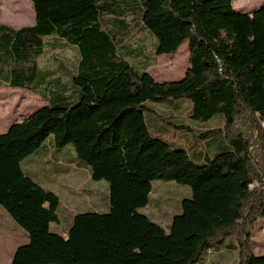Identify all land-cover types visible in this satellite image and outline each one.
<instances>
[{
  "label": "trees",
  "instance_id": "obj_1",
  "mask_svg": "<svg viewBox=\"0 0 264 264\" xmlns=\"http://www.w3.org/2000/svg\"><path fill=\"white\" fill-rule=\"evenodd\" d=\"M234 1L30 0L33 26L0 24V90L46 102L0 134V207L28 239L11 264H206L237 246V264H264L249 248L264 219V0L251 13ZM248 1L242 9L253 8ZM134 29L154 38L157 56L187 43L184 76L157 82L132 65ZM66 47L79 59L64 84L39 59ZM185 100L194 121L221 117V129L198 136L222 133L228 147L196 159L151 134L149 103L174 110ZM48 140L71 147L91 180L108 186V212L74 215L66 237L49 230L59 197L22 169ZM155 180L190 189L168 231L140 212Z\"/></svg>",
  "mask_w": 264,
  "mask_h": 264
},
{
  "label": "rangeland",
  "instance_id": "obj_2",
  "mask_svg": "<svg viewBox=\"0 0 264 264\" xmlns=\"http://www.w3.org/2000/svg\"><path fill=\"white\" fill-rule=\"evenodd\" d=\"M244 1L237 0L236 3L233 2V8L239 9L236 11L240 13H251L263 2V0H249L247 4H252L253 8L248 7L250 9L244 10L242 9L243 7L247 8L243 3ZM1 17L4 20L0 19V24L6 25V21L10 20L21 23L15 27L12 26L14 29L33 26L34 24V11L30 0H0ZM127 43L131 47V50H133V53H135L128 58L129 62L135 67L148 66L146 71L157 82L179 80L184 76L188 68L187 43L182 44L172 56H157L154 51L155 40L144 29L130 31ZM78 59L77 50L73 47H66L63 49L46 50L45 54L39 59V64L43 68L56 73L55 78L67 84L68 77L66 74L73 72ZM0 91L9 92L14 90L3 89ZM45 104L46 102L41 97L34 96L29 91L16 92L6 103L5 108H0V115L2 110L8 115L10 112L13 113V109L15 114H21V109H24V114H26L28 111L34 108L36 110ZM149 108L152 110L151 115L156 118L154 122L147 119L151 134L170 143L175 148L184 149L192 157H196V159L199 152L213 157L215 153L228 147V143L222 133H216L212 137L201 138L198 136L200 130L221 129L223 126L222 119L220 116H215L207 122L192 120L190 117V102L188 100H185V103L181 104L180 108L174 110L171 109L172 106L170 104L165 102L149 103ZM157 115L160 117H157ZM181 126L188 127L191 131ZM221 146L223 149H220ZM216 148H218L217 151ZM196 159L195 162L197 163ZM67 163L66 166L70 167ZM59 179H56V181L60 182L61 179ZM61 182L64 183V181ZM65 182L69 183V181ZM92 183L96 186L99 184L104 185V188L100 187L98 188L99 190L97 189L99 193L97 198H86V195L74 186L72 187L74 191H71V195L69 196L66 191V193H60L61 189H57L59 190L57 193L59 206L56 211L58 222L50 223L49 230L51 232L61 233L60 227L67 230L73 216L78 213L108 212V191L105 188L107 184L104 181H100L98 184ZM52 184L54 182L51 181L49 186L56 192L55 188L57 187L51 186ZM152 188L153 199L158 198V203L155 204L153 202L149 210L144 208L140 212H147L151 220L156 221L165 231H168L172 218L181 213V200L190 197V189L187 186L162 180L153 181ZM72 192H74L73 195ZM224 239H231V237ZM26 240L27 236L24 231L0 207V264H11L16 248L26 244ZM249 248L253 255L264 256V219L256 222L253 234L249 238ZM238 254L237 246L233 251H222L221 254L209 255L206 264H237Z\"/></svg>",
  "mask_w": 264,
  "mask_h": 264
},
{
  "label": "crops",
  "instance_id": "obj_3",
  "mask_svg": "<svg viewBox=\"0 0 264 264\" xmlns=\"http://www.w3.org/2000/svg\"><path fill=\"white\" fill-rule=\"evenodd\" d=\"M0 19H3V18L1 17ZM13 21L14 20L6 21L7 22L6 25L15 27L21 24V23H16ZM34 22H35V16H34ZM22 91L24 92V90H20V91L14 90V91H9V92L0 91V108H5L6 103L11 99L14 93L22 92ZM33 95L37 96L35 94ZM31 111L32 110L24 114L25 112L24 109H21L20 111L21 114H15L14 109H13V113L10 112L8 115H6L7 113H5L4 110H2L1 115H0L1 117L0 134H4L5 132H7L11 125L21 122ZM66 162H68L67 164L70 165V167L66 166ZM57 166H60V167H57ZM22 169L24 170L26 174L31 176V178H33V180L38 185L54 192L56 195L59 191L57 189H61L62 192L60 191V193L67 192V195L69 196L71 195L70 194L71 191H74L72 188L74 186V187H77L76 189L81 190L86 195V198H89V199L97 198L99 194L97 192L99 190L98 188L100 187L104 188L103 184H99L97 186L93 185L92 182H95V181L91 180L88 168L84 166H80L78 164V162L75 160L74 153L71 148L65 147L61 150H56L54 149L52 142L50 140L46 141V143L40 148L39 151H37V153L26 158L22 162ZM59 177L61 180L59 179ZM56 179L57 180L59 179L60 182L59 181L57 182ZM51 181L54 182V184H52L51 186L57 187L55 188L56 192L53 189H51L52 187L49 186ZM61 181H64V183H62ZM65 181H69V183ZM95 184H98V182H95ZM105 188L108 191V186L105 185ZM73 193L74 192H72V195ZM157 199L158 198L153 199V194H151L150 202L146 208L149 210L151 203L153 202L157 204L158 203ZM144 214L148 216L147 212ZM60 231L61 233H58V234H61L63 237H66L67 230H65L63 227H60ZM26 242H28V239L26 240ZM219 253L221 252H218L215 254H219Z\"/></svg>",
  "mask_w": 264,
  "mask_h": 264
}]
</instances>
